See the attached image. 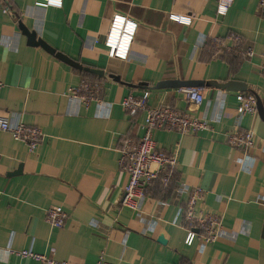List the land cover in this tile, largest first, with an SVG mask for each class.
Here are the masks:
<instances>
[{"label":"crops","instance_id":"obj_1","mask_svg":"<svg viewBox=\"0 0 264 264\" xmlns=\"http://www.w3.org/2000/svg\"><path fill=\"white\" fill-rule=\"evenodd\" d=\"M1 1L10 12L0 11V115L10 127L39 128L44 140L30 154L0 131V246L72 264H96L100 257L109 264H264V121L257 112L239 116L235 98L252 93L264 109L258 0H232L223 15L218 0H61V7L47 8L36 7L37 0ZM116 14L136 24L124 60L109 58L103 43ZM171 14L191 23L173 22ZM20 25L35 34L34 41L103 71L101 79L87 77L101 85V103L86 107L69 97L83 72L28 43ZM232 34L252 47V59L212 57L209 41ZM228 57L237 60L234 66ZM164 81H236L247 90L201 87L204 101L197 106L178 89H154ZM145 91L150 108L168 105L209 126L196 134L154 132L159 150H177L176 174L168 189L155 185L140 211H133L118 202L128 183L119 170V144L124 136L142 135L144 113L131 120L121 103ZM242 130L256 139L244 154L227 144L228 135ZM19 166V174L8 175ZM196 188L203 192L197 214L221 224L205 246L184 243L181 208ZM55 206L67 214L57 230L45 220V211ZM0 264L40 263L3 252Z\"/></svg>","mask_w":264,"mask_h":264},{"label":"built area","instance_id":"obj_2","mask_svg":"<svg viewBox=\"0 0 264 264\" xmlns=\"http://www.w3.org/2000/svg\"><path fill=\"white\" fill-rule=\"evenodd\" d=\"M232 0H218L217 13L223 15ZM36 7H61V0H37ZM0 11L4 14L10 12V7L0 0ZM257 11L264 20V0H258ZM169 20L181 25H189L191 18L181 15H169ZM135 22L122 15L112 17L108 32L104 37V45L108 49L109 58L124 60L130 42L133 37ZM230 43V45H228ZM212 57L226 53L233 56L250 60L255 53L250 46H244L239 35H229L226 38H215L209 41ZM261 63L258 70L264 74V52L260 55ZM3 83L0 81V92ZM178 91L185 100L200 105L204 101V89L201 87L179 88ZM69 97L79 99L86 107L91 103L100 104L101 85L91 82L87 78L81 79L80 83L69 89ZM148 92L140 96L128 95L122 101V107L131 120H135L138 114L144 113L143 131L140 137L124 136L120 140L119 170L127 173L128 183L122 189L119 205L121 207L140 211V203L147 192L155 185L168 189L176 174L178 165L177 150L164 152L159 150L154 142L155 131H168L180 135L196 134L208 129L206 120L192 117L187 112L176 110L168 105L157 108L148 106ZM236 112L239 116L255 114L256 97L253 94L236 93ZM0 131L8 133L15 141L23 143L30 154H34L40 143L44 140L42 131L34 126L19 124L10 127L7 117L0 115ZM255 135L250 130H242L227 136V144L239 153H247L255 145ZM201 189H192L188 192L185 205L181 208L183 225L187 229L185 245L192 246L196 241L207 245L214 241L220 232L221 224L217 217L197 214L195 206L202 200ZM67 214L61 207H50L45 211V220L52 229L64 227ZM5 252L8 256L14 255L21 259H29L40 264H72L58 261L44 254L35 253L32 249L20 251L13 250L10 246L1 247L0 254ZM96 264H109L100 257Z\"/></svg>","mask_w":264,"mask_h":264},{"label":"water","instance_id":"obj_3","mask_svg":"<svg viewBox=\"0 0 264 264\" xmlns=\"http://www.w3.org/2000/svg\"><path fill=\"white\" fill-rule=\"evenodd\" d=\"M20 31L23 33V35L26 36L28 39V43H32L36 46H40L43 50H45L47 53L50 55L55 56L57 59L62 61L63 63L67 64L68 66L72 67L73 69L94 75L98 77L99 79L104 77V72L98 69H92L88 67H84L81 64L69 59L68 57L56 53L52 48L47 46L43 41L40 39L35 40V34L30 33L25 27L22 25L19 26ZM109 78H111L113 81L119 82L120 78L114 75H109ZM140 86H144L145 88L147 87L146 84H140ZM191 87H213L216 89H221L226 92H245L246 86L243 83L236 82V81H228L226 83L218 84L216 82L210 81V82H203V81H164L160 82L155 85L154 89H164V88H173V89H179V88H191ZM256 110L259 115V117L264 121V109L261 104V101L259 98H256ZM21 172V166L14 171L13 173H9L8 175L12 176L15 174H19Z\"/></svg>","mask_w":264,"mask_h":264},{"label":"trees","instance_id":"obj_4","mask_svg":"<svg viewBox=\"0 0 264 264\" xmlns=\"http://www.w3.org/2000/svg\"><path fill=\"white\" fill-rule=\"evenodd\" d=\"M229 58V59H228ZM226 58L228 61H229V64L232 66V62H236L237 60L236 59H233L231 57H228ZM236 60V61H235ZM234 66V65H233ZM233 68V67H232ZM82 76V78H87V77H90L87 73H82L80 74ZM91 78V77H90ZM245 94H252V93H245Z\"/></svg>","mask_w":264,"mask_h":264}]
</instances>
